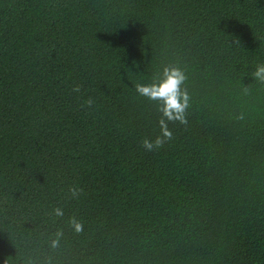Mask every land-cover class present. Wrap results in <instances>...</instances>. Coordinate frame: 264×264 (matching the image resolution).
Here are the masks:
<instances>
[{"label":"trees","instance_id":"obj_1","mask_svg":"<svg viewBox=\"0 0 264 264\" xmlns=\"http://www.w3.org/2000/svg\"><path fill=\"white\" fill-rule=\"evenodd\" d=\"M259 65L264 0H0V264H264Z\"/></svg>","mask_w":264,"mask_h":264},{"label":"clouds","instance_id":"obj_2","mask_svg":"<svg viewBox=\"0 0 264 264\" xmlns=\"http://www.w3.org/2000/svg\"><path fill=\"white\" fill-rule=\"evenodd\" d=\"M254 75L258 80L264 81V65H259ZM185 78L181 69L164 67L161 76L153 79L151 83H137L135 85V90L139 95L157 102V110L160 112L158 120L160 135L151 141L145 139L143 141L145 150L152 151L154 148H159L171 137L172 133L168 128L169 122L186 123L188 94L183 88ZM52 215L62 218L64 216L63 208L55 207L52 209ZM69 224L75 233L83 230L82 223L75 218H70ZM62 236L63 232L57 230L54 233V238L50 239L49 246L53 249L58 247Z\"/></svg>","mask_w":264,"mask_h":264}]
</instances>
